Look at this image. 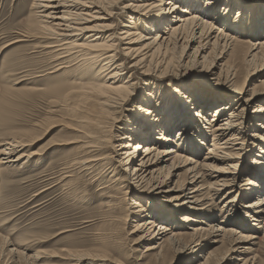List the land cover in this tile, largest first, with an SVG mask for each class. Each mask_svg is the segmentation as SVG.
<instances>
[{
	"label": "rangeland",
	"instance_id": "374dc122",
	"mask_svg": "<svg viewBox=\"0 0 264 264\" xmlns=\"http://www.w3.org/2000/svg\"><path fill=\"white\" fill-rule=\"evenodd\" d=\"M30 1L28 5L27 0H0V96L7 99L3 113L9 127L4 131L29 135L32 145L26 149L28 154L39 150L44 153L24 168L21 164L26 159L14 165L0 167V264H31L33 261L34 264H78L73 259L80 256L84 259L80 264H203L208 257H211L210 264H243V261L238 259L233 261L237 258L236 255L241 256L243 260H249L250 264L253 259L255 264H264V229H259L258 224L255 226L252 218L247 219L249 227L252 226L250 233L247 231L246 234L258 233L259 239L251 244L244 242L236 245L233 240L215 241L212 232L218 228L216 226L232 230L235 229L236 220L231 219L227 223L223 221L227 206L222 204L221 198L225 193L216 201H211L206 196V191L200 195L203 200L200 203L203 206L200 207L204 209L199 212L204 213L203 216L196 217V221L185 223L182 218L188 212L178 213V224L183 225L175 230L176 233L182 234L178 247L166 244L164 252L160 255L159 250L146 253L145 249L149 245L143 244L142 235L147 231L133 234L141 222L134 221L127 208L136 199L139 201V198L151 199L156 205L164 203L173 207L171 198L178 193H167L166 190L175 187L176 183L185 184V170L174 171L173 175H176L170 177L167 185L159 189L153 188L156 192L150 189L151 192L145 195L136 190L125 200L126 190L121 189V185L115 180L118 177L117 161H122L120 164L125 163L127 155L123 154V151H117L122 155L113 154V149L117 150L118 145L125 142L117 140V128L135 118L138 108L150 106L146 104L147 94L153 91L155 84L165 86L164 90L168 87L174 88L177 85L170 84L179 82L211 88L206 82L209 81L211 85L216 79L208 75V67L203 63H189L199 46L204 47L200 62L208 57L206 65H209L221 57L218 73L222 71V74H225L233 69L238 72V80L241 82H237L235 89L243 94L241 96L256 93L255 96L259 100L242 108L246 110V115L251 114L264 100V73L258 79L246 80V77L248 71L264 64L262 55L250 62L248 45L235 47L234 44L232 49L227 51L220 43L214 44L213 35L207 40H196L184 51L180 49V44L176 50L166 55L162 53V49L151 50L152 46L143 50L137 45H127L125 41L110 42L114 43L115 49L118 50L116 65L123 63V68L120 69V85L131 87L122 94H102L98 92L99 88L116 72L113 70L116 65L110 69H101L107 60L85 61L92 53L91 48L85 45V37L77 43L79 46L74 50L77 54L70 55L67 63L63 64V70L53 75H47V72L53 70L60 62L54 63L49 50L44 48L53 42L51 38L43 37L9 45L18 40L19 33H32L37 26V15L31 11L33 0ZM142 1L120 0L118 8H114L113 19L105 23L110 29L102 36L98 47L107 46L108 36L118 34L123 29L122 26L131 21L130 10L123 8L140 4ZM167 1L164 0L162 8L165 9ZM251 3L257 8H264V0H251ZM236 17L238 13L230 19L234 20ZM255 21H259L255 15L253 19L246 16L238 22L239 32L232 35L235 34L239 42H250L247 36L252 34L251 25ZM261 22H264V18ZM165 28L166 26L162 30ZM138 30L146 34L143 25L139 24ZM152 36H155V33ZM256 36L261 37V34ZM130 47L135 50L126 56L127 51L124 49ZM261 72H264V67ZM127 80L130 82L125 83ZM146 81L152 82L153 85L145 86ZM224 86L227 87V84ZM6 88L9 92L3 95ZM156 91L160 98L161 90ZM234 107H237L236 113L242 111L241 105L235 104ZM216 109V106L211 109L208 119L214 116ZM230 114V110H226L220 120ZM198 121L202 130L209 126L205 125L201 118ZM211 136L197 155L200 161L204 159L213 143ZM245 139L244 152H240L236 162L230 161L239 165L238 170L252 163L257 154V149L247 152L251 142L247 137ZM100 141L102 145L98 150L89 149L90 143ZM104 155L109 158L107 164L101 163L88 171L85 170L84 164L89 158ZM185 155L194 153L188 149ZM66 167L70 177L62 180L61 171ZM247 177L248 175L243 174L239 178V189L247 187ZM105 186L108 187L107 190L103 189ZM239 189L234 191L239 193ZM237 192L233 198L238 195ZM244 194L241 191L237 199L241 201ZM259 197L260 195L254 196L243 201L244 203L240 202L239 206L258 202ZM111 199H114L115 206L107 208L106 205ZM148 206H145L148 210L159 214L156 208ZM120 207L124 210L120 211ZM168 213L172 214L170 211ZM243 213L242 218L251 212L244 210ZM250 215L252 214H248ZM173 217L172 222H175ZM161 224L165 223L158 219L157 226L147 235L158 230ZM190 228L202 230L193 233L195 231ZM231 245L234 246L230 250ZM187 246L186 250L180 251ZM223 258L226 260L223 261Z\"/></svg>",
	"mask_w": 264,
	"mask_h": 264
},
{
	"label": "bare ground",
	"instance_id": "6f19581e",
	"mask_svg": "<svg viewBox=\"0 0 264 264\" xmlns=\"http://www.w3.org/2000/svg\"><path fill=\"white\" fill-rule=\"evenodd\" d=\"M30 3L31 1L27 0V4ZM119 3L120 0H33L31 11L38 18L35 30H32V33H19L18 40L9 45L22 43L26 40L35 41L43 37L51 38L53 42L45 45L44 48L49 50L54 63H60L53 70L47 72V75H53L63 70V64L67 63L69 56L77 54L74 53V50L79 46L77 43L83 37H85V45L91 48L90 52H92L89 55L90 58L85 61L107 60L101 69H110L118 62L116 55L118 50L115 49L116 45L110 42L125 41L127 45H137L143 50L152 46L151 50L162 49V53L166 55L176 50L180 44V49L184 51L196 40H207L212 35L214 44L220 43L224 50L230 51L234 44H236L235 47L248 45L250 62H254L258 55H262L261 59L264 62V38H261L264 37V22H261L264 18V8H257L251 3V0H168L165 3V9L162 8L164 0H143L140 4L123 8L130 10L129 19L131 21L122 26L123 29L118 34L108 36L107 46L98 47V42L110 29L105 23L113 19L114 8H118ZM237 13L238 17L234 20L230 19ZM254 15L259 21H255L251 25L253 32L247 36L251 41L239 42L234 36L235 34L232 35V33L239 32L238 22L246 16L253 19ZM92 23L95 24L92 25ZM139 24L144 26L145 35V32L141 33L138 30ZM164 26L166 28L162 30ZM220 26L222 27L220 28ZM153 33L155 36H152ZM258 34H261V37H257ZM134 50L133 47L125 48L124 51H127L125 55L128 56ZM203 53L204 47L196 48L192 55V61L190 59L189 63L195 65L203 63L208 67V75L217 81L211 85L209 81L206 82V85L211 88L179 82L170 84L177 85L174 88L168 87L164 90L165 86L154 83L153 91L147 94L146 104L150 106L138 108L135 118L125 123L123 127L117 128L119 130L116 136L117 140L125 142L120 143L117 150L113 149V154L122 155L117 151H123L122 153L127 155V158L123 164H120L122 161H117L116 176L118 177L115 181L121 185V189L126 190L124 192L125 200L136 190L145 193V195L149 194L150 189H159L167 185L170 177L176 175H173L174 171L185 170V184L176 183L175 187L166 190L167 193H178L171 198L173 207L164 203L156 205L151 199L139 198V201L136 199L127 208L128 213L135 219L134 221L141 222L133 234L147 231L142 235L143 244L148 243L149 245L145 249L146 253L159 250L160 255L164 252L166 244L178 247L179 237L182 234L176 233L175 230L183 226L178 224L180 223L178 213L188 212L182 218L185 223L196 221V217L203 216L204 213L199 211L204 209L200 207L203 206L200 204L203 201L200 199V195L204 191L211 201H216L225 193L221 198L222 204L227 206V211H225L227 214L223 217V221L227 223L231 219L236 220L234 222L235 229L232 230L216 226L218 228L212 232L216 242L233 240L237 245L244 242L251 244L259 239L258 233L246 234L247 231L250 233L252 226L249 227L248 218H252L251 221L255 222V226L258 224L259 229H264V100L251 114L246 115V110L242 108L259 100L255 96L256 93H252L251 96L246 94L244 97L241 96L243 94L235 89L237 82H241L238 80V72L233 69L225 74H222V71L218 73L221 57L216 59L217 62L215 60L206 65L208 57L200 62ZM263 67L264 64H261V66H255L251 71H248L246 80L261 77L264 73L261 72ZM122 68L123 63L116 65L113 69L116 72L108 78V82H104L98 92L102 94L120 92L122 94L127 91L131 85H120L119 78L122 76L120 69ZM127 82L130 81L127 80L125 83ZM224 84H227V87ZM144 85L150 87L153 83L146 81ZM156 89L161 90L160 98ZM8 90L6 88L2 94L6 95ZM154 95L155 97H153ZM157 98L159 99L156 101ZM6 103L7 99L0 96V167L14 165L26 159L21 164V167L24 168L34 158L41 157L44 152L39 150V152L28 154L26 149L32 145L29 135L4 131L9 127L3 113ZM235 104L236 106L241 105L240 109L244 112L243 114L242 111L236 113ZM214 106L217 107L214 116L208 119L207 117ZM226 110H230V116L220 120ZM199 118L209 126H205L202 130ZM174 133H176L175 136ZM210 135H212L213 143L209 146L204 159L200 161L197 155L201 152V147L206 145L205 142L208 141ZM245 137L251 142L250 150L247 152L257 149V154L252 163H248L244 169L238 170L239 165L230 163V161L236 162L240 152H244ZM101 145V141L90 143L89 149L96 151ZM187 148L194 155H185V152L188 151ZM108 160L107 155L91 157L85 162L84 168L88 171L101 163L107 164ZM169 162L171 163L168 164ZM69 174V169L63 168L61 179L69 178ZM243 174L248 175L245 184L246 190H241L238 186V180ZM237 188L239 193L241 191L245 193L243 198L241 197V201L237 199L239 193L234 191ZM103 189L107 190L108 187L105 186ZM154 192L156 191L154 190ZM236 192L238 195L233 198ZM259 195L258 202L239 206L240 202L244 203L243 201ZM147 205L156 208L159 214L156 215L150 209L148 210L145 207ZM114 206V199H111L106 205L107 208ZM119 210L123 211L124 208L120 207ZM244 210L251 213H246L242 218L241 213ZM248 214L252 215L248 216ZM172 216H174L175 222H172ZM158 219L164 221L165 224L159 225L158 230L147 235L157 226ZM239 219L242 220L239 221ZM191 230L196 233L202 229ZM148 236L149 238H147ZM232 246L234 245H231L230 250L233 249ZM187 248L188 246L180 251ZM236 257L233 261L238 259L243 261V264H250L249 260H243L239 255ZM73 260L78 264L84 261L81 256L74 257ZM210 260L211 257H208L203 264H210ZM252 264H255L254 259Z\"/></svg>",
	"mask_w": 264,
	"mask_h": 264
}]
</instances>
